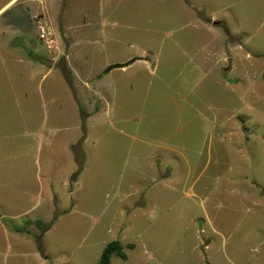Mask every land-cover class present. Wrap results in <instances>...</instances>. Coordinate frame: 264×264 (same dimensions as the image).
I'll return each instance as SVG.
<instances>
[{
    "label": "rangeland",
    "instance_id": "1",
    "mask_svg": "<svg viewBox=\"0 0 264 264\" xmlns=\"http://www.w3.org/2000/svg\"><path fill=\"white\" fill-rule=\"evenodd\" d=\"M26 1L0 14V264H264V0H51L67 38Z\"/></svg>",
    "mask_w": 264,
    "mask_h": 264
},
{
    "label": "crops",
    "instance_id": "2",
    "mask_svg": "<svg viewBox=\"0 0 264 264\" xmlns=\"http://www.w3.org/2000/svg\"><path fill=\"white\" fill-rule=\"evenodd\" d=\"M16 0H9L7 3H5L1 8H0V14L8 7V6H10V5H12L14 2H15ZM55 1H60V0H55ZM64 1V0H63ZM66 1V0H65ZM28 4H30V3H35V2H39V4H40V10H37L38 12H39V14L38 15H45V18L47 19V20H52V21H56L57 19H58V24L61 26V30H63V33H64V36L67 38V36H69V32H68V27H67V25L63 22L65 19H66V15H67V13H69V11H66L67 10V7L69 6V5H71V3H67V2H65V4H63V5H61L60 4V6H59V9H57L56 8V10L54 9V3H53V1H51V0H27L26 1ZM61 2H62V0H61ZM92 4H94L93 6H91ZM101 6H102V0H89L86 4H85V7H86V10L87 11H91V10H96V8L98 9L99 8V11L101 10L100 8H101ZM30 8L32 9V4L30 5ZM79 10L80 11H85V8L84 7H82V6H79ZM33 11V10H32ZM37 12V13H38ZM92 13V12H91ZM81 14V13H80ZM37 15V16H38ZM57 29V31L58 32H56L57 34H58V38H59V35H61V38H62V32L60 31V27L58 28L57 26H55ZM55 33V34H56ZM57 36V35H56ZM73 39V38H72ZM60 44H61V46H63V44H62V42H60ZM66 44H68V45H66L67 46V49L69 48V43L67 42ZM72 45H74V42L72 43ZM47 49V48H46ZM47 52H48V50H47ZM37 54V53H36ZM48 54H49V52H48ZM50 55V54H49ZM65 55V54H64ZM63 55V56H64ZM71 55V54H70ZM50 56H52V55H50ZM59 57V59H63L64 57ZM36 57V60L37 61H39L40 63H41V65L43 66V65H45V63H44V61H43V59H42V57L41 56H39V55H36L35 56ZM68 56H66L65 55V58H67ZM52 60V59H51ZM54 63H53V65L52 66H50L51 68L54 66V65H56V62L58 63L59 61L57 60L56 62L55 61H53ZM29 65H32V62H29L28 63ZM113 65H119L118 63L117 64H113ZM120 65H123V64H120ZM110 66H112V65H110ZM109 66V67H110ZM126 65H124V67H125ZM124 67H122V68H124ZM108 68V67H107ZM106 68V69H107ZM121 68V67H120ZM70 69V68H69ZM105 69V70H106ZM116 69V68H115ZM105 70H104V72H103V74H108V73H105ZM76 76V78L77 79H79V78H82V76H79V75H75ZM33 78H35V77H37L36 76V74L34 75V76H32ZM101 76H99L98 78H100ZM44 78V76H42V79ZM41 79V80H42ZM83 79V84H85V85H88V81H90V79H87V80H85L84 78H82ZM91 85V84H90ZM89 85V86H90ZM89 86L87 87V88H89ZM102 96V95H101ZM93 111H95L96 113L97 112H99V110L97 109H95V107H94V109H93ZM95 112H93V113H91V110H89V111H87V114L86 115H93V114H95ZM87 117V116H86ZM73 178H75L74 177V174H73V176L71 177V179L73 180ZM70 187H71V189H72V186H71V184H70ZM73 191V190H72ZM32 222H30V224H31ZM18 226H20V225H18ZM21 227V226H20ZM3 228H5L2 232H3V235L7 238V239H11V237L10 236H12V238L14 239V240H16L17 241V244H18V246L20 245V243H23L24 241L23 240H25L24 238L23 239H17V238H20V236L21 235H28V233L27 232H29V231H27L26 232V230L25 231H23V232H19V231H14V230H8V229H6V226H4ZM10 229V228H9ZM15 229V228H14ZM10 231H11V233H10ZM32 234V233H31ZM29 237H30V239L29 240H31V239H33L34 241H35V243H36V235H34V234H32V235H29ZM27 240V239H26ZM37 244V243H36ZM122 244V243H121ZM21 255H25L24 253H21V254H19V256H21ZM18 256V257H19Z\"/></svg>",
    "mask_w": 264,
    "mask_h": 264
},
{
    "label": "trees",
    "instance_id": "3",
    "mask_svg": "<svg viewBox=\"0 0 264 264\" xmlns=\"http://www.w3.org/2000/svg\"><path fill=\"white\" fill-rule=\"evenodd\" d=\"M119 67H124V65H112L110 67H108L106 70H105V73H108L109 71L115 69V68H119ZM14 230L16 231H19V232H23L25 231L24 227H20V226H14ZM36 243H37V246H38V249L40 250V252L43 253V248H42V245L41 243V237L40 236H36ZM116 255L117 257H120L124 260L127 259V256L124 252V249H123V246L121 244L120 241H112L110 242L106 247L105 249L103 250V253H102V256H101V260H100V263L99 264H110V260L111 258Z\"/></svg>",
    "mask_w": 264,
    "mask_h": 264
},
{
    "label": "built area",
    "instance_id": "4",
    "mask_svg": "<svg viewBox=\"0 0 264 264\" xmlns=\"http://www.w3.org/2000/svg\"><path fill=\"white\" fill-rule=\"evenodd\" d=\"M38 28L40 30V39L44 43L50 54L55 53L57 48L56 36L54 32L48 27L43 25L42 19L38 22Z\"/></svg>",
    "mask_w": 264,
    "mask_h": 264
}]
</instances>
